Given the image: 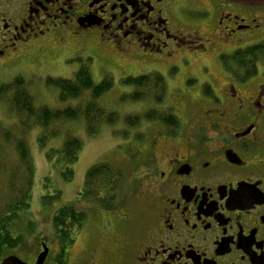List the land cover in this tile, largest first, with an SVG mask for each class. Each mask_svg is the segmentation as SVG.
<instances>
[{
    "label": "flooded vegetation",
    "instance_id": "flooded-vegetation-1",
    "mask_svg": "<svg viewBox=\"0 0 264 264\" xmlns=\"http://www.w3.org/2000/svg\"><path fill=\"white\" fill-rule=\"evenodd\" d=\"M262 42L260 5L0 0V72L74 43L77 53L94 47L106 58L145 62L158 70L151 73L169 76L190 65V50ZM259 65L255 76L241 81L221 64L219 93L208 81L201 84L196 102L201 106L186 131L167 114L176 117L177 127L161 123L169 132L155 134L139 149L148 211L143 228L127 238L111 226L107 238L97 235L77 250L72 264H264V71ZM207 69L203 65L202 73ZM194 82L186 80L182 87ZM206 89L211 93L204 94ZM191 92L184 89L178 102L196 101ZM44 245L42 264H69L68 250L62 253L56 240L53 252L41 242L29 264H36Z\"/></svg>",
    "mask_w": 264,
    "mask_h": 264
},
{
    "label": "rangeland",
    "instance_id": "rangeland-1",
    "mask_svg": "<svg viewBox=\"0 0 264 264\" xmlns=\"http://www.w3.org/2000/svg\"><path fill=\"white\" fill-rule=\"evenodd\" d=\"M248 45L249 43H246L228 49L217 46L207 52L190 50L191 63L188 67L183 68L176 75L163 74L166 81V93L160 103H156L154 99L156 95L153 94L146 97L148 98L146 101L141 102H129L122 99L133 91V87L124 85L122 79L127 76L135 77L157 72L154 66L151 64L147 66V63L141 61L106 58L94 47H88L77 53L79 46L74 43H69L65 47L56 45L50 49L51 51L48 50L37 57L24 60L7 72H0L1 83H9L16 77H22L27 82L36 107L47 106L56 109L64 105L81 104L86 101L87 96L61 103L58 101L57 91L45 85V78L71 79L80 66L81 61L78 58H92L90 73L93 81L99 83L105 76L113 79L112 89L102 95L97 103L105 110L115 112L119 116V120L113 124H102L93 136L86 132L82 121L55 124L46 131L56 128L58 134L55 137H49L44 147L39 144L40 134L44 133L40 128H34L24 135L35 168L31 199L29 206L18 212L17 218L9 227L12 236L19 238L20 241L16 248L5 251V255H14L29 264L40 251L41 242L46 243L53 252L56 238L52 218L54 212L64 204H71L86 214L85 221L75 235V241L68 249L69 264H72L77 250L92 244L97 235L107 238L112 227L127 238L139 232L146 222L148 213L147 198L143 194L145 184L140 175L139 149L144 143L151 141L155 134L161 135L169 130L159 121H147L146 116L140 124L130 126L124 123V116L144 115L151 111L157 114L173 113L180 122V131H186L194 122V116L201 106V103H196L201 84L208 81L216 92L220 91L223 80L220 55L230 54ZM75 54H78V58H75ZM203 65L208 68L204 73L201 71ZM263 71L264 60L259 65V72ZM189 79L195 80L193 86L182 87V83ZM179 89L183 91L191 89L190 96L196 101L183 98L178 102V96L183 92ZM0 124L12 129L17 125L16 116L8 112L4 103H0ZM68 136L78 138L82 142V149L72 167V178L66 181L64 180L65 164H55L47 160L45 154L53 150L56 156H60L59 151ZM4 151L11 162L18 161V156L11 144H6ZM101 163L112 165L119 171L114 183L109 189L99 190L98 188L100 200L79 196L87 170ZM0 186H3L1 181ZM107 199L111 200L110 206L104 203Z\"/></svg>",
    "mask_w": 264,
    "mask_h": 264
},
{
    "label": "trees",
    "instance_id": "trees-1",
    "mask_svg": "<svg viewBox=\"0 0 264 264\" xmlns=\"http://www.w3.org/2000/svg\"><path fill=\"white\" fill-rule=\"evenodd\" d=\"M264 60V42L236 49L231 54H222L220 62L225 70L230 71L235 78L245 81L255 76L259 63ZM80 66L73 78H45V85L57 91L58 101L67 103L87 96L86 101L76 105H64L51 109L47 106L36 107L33 96L30 94L27 82L22 77H16L9 83L0 82V103L7 106L8 112L17 118L16 127L9 128L0 124V262L7 257L5 251L16 248L20 239L12 236L9 227L17 218L18 212L29 206L31 199L34 164L30 157L24 135L34 129L40 128L39 144L44 147L49 137L58 134L56 128L46 131L49 127L66 121H82L86 132L93 136L102 124H113L119 116L107 111L98 105L97 100L113 87V79L105 76L99 83H95L90 73L91 60L87 62L80 59ZM126 86L133 87L129 95L122 97L129 102L146 101L149 95H156V103H160L166 93V82L163 75L149 73L139 76H127L122 79ZM205 94L211 93L206 89ZM146 114V113H145ZM127 115L123 121L127 125L136 126L144 119L159 121L167 128L177 127L176 117L167 114H157L153 111L146 115ZM11 144L18 156L17 162H11L4 146ZM82 149V142L74 137L65 138L56 156L55 151L49 150L45 156L55 164H65L64 180L72 178L73 165L77 161ZM119 171L112 165L101 163L90 167L85 174V181L81 197L91 200H100L98 192L109 189L114 183ZM112 188V187H111ZM106 206L111 200H104ZM86 214L71 204L59 207L53 215L52 224L56 242L62 253L75 241V235L85 221Z\"/></svg>",
    "mask_w": 264,
    "mask_h": 264
},
{
    "label": "water",
    "instance_id": "water-1",
    "mask_svg": "<svg viewBox=\"0 0 264 264\" xmlns=\"http://www.w3.org/2000/svg\"><path fill=\"white\" fill-rule=\"evenodd\" d=\"M224 1H228V2H233V3H237V4H242V5H260V6H264V0H224ZM47 254V248L44 245L43 246V252L39 254V256L37 257L36 260V264H42L45 257ZM0 264H27L24 263L23 261H21L19 258H17L14 255H10L5 257Z\"/></svg>",
    "mask_w": 264,
    "mask_h": 264
}]
</instances>
